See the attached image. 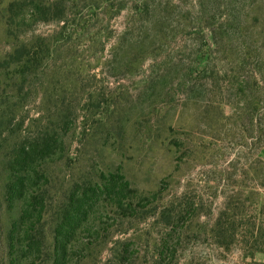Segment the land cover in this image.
<instances>
[{
  "label": "rangeland",
  "instance_id": "rangeland-1",
  "mask_svg": "<svg viewBox=\"0 0 264 264\" xmlns=\"http://www.w3.org/2000/svg\"><path fill=\"white\" fill-rule=\"evenodd\" d=\"M52 131L53 208L111 175L129 196L67 264H264V0H0V264L2 162Z\"/></svg>",
  "mask_w": 264,
  "mask_h": 264
},
{
  "label": "trees",
  "instance_id": "trees-1",
  "mask_svg": "<svg viewBox=\"0 0 264 264\" xmlns=\"http://www.w3.org/2000/svg\"><path fill=\"white\" fill-rule=\"evenodd\" d=\"M61 135L57 131L40 134L31 144L23 143L14 151L12 158L2 162L4 205L8 214L15 218L9 236L11 264H15L19 250L27 258L32 255L41 257L51 250L55 256V259H50L52 264H67L69 248L78 237L86 241L97 235L96 226L90 221V208L97 198L105 197L107 206L119 211L129 201V196L123 195V188L118 184L119 179L117 182V177L111 175L110 179L100 178L94 186L75 185L64 191L58 195L59 202L53 208L49 196L58 193L50 191L48 167L64 146ZM50 212L53 214L51 217ZM48 218H52L50 223ZM50 235L52 242L49 249L47 242ZM89 243L87 241L83 245L90 246Z\"/></svg>",
  "mask_w": 264,
  "mask_h": 264
}]
</instances>
